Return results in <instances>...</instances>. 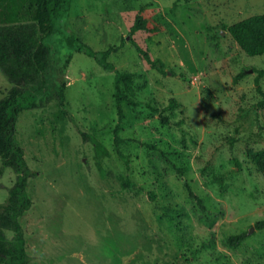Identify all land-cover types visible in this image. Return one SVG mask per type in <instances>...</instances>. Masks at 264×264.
<instances>
[{
    "label": "rangeland",
    "instance_id": "1",
    "mask_svg": "<svg viewBox=\"0 0 264 264\" xmlns=\"http://www.w3.org/2000/svg\"><path fill=\"white\" fill-rule=\"evenodd\" d=\"M139 14L150 30L131 36ZM263 14L264 0H73L63 28L98 53L117 48L115 70L76 52L67 107L55 100L19 115L16 138L36 173L20 218L28 264H264L254 159L264 149V54H248L229 31ZM118 72L133 75L126 93L140 103L124 101L122 120ZM11 87L0 68V101ZM16 180L5 168L0 203Z\"/></svg>",
    "mask_w": 264,
    "mask_h": 264
},
{
    "label": "trees",
    "instance_id": "2",
    "mask_svg": "<svg viewBox=\"0 0 264 264\" xmlns=\"http://www.w3.org/2000/svg\"><path fill=\"white\" fill-rule=\"evenodd\" d=\"M72 2L73 0H0V68L12 84L9 92L0 101V175L7 167L17 174V180L9 189L7 200L0 203V264H28L30 261L25 230L20 218L33 206L28 182L36 173L28 165L25 150L16 138L20 113L47 107L55 100L63 108L67 107L66 76L76 52L96 57L104 68L115 70L109 57L117 48L110 47L98 53L63 28L70 17ZM26 19L30 21L26 22ZM140 30H150L146 18L141 14L136 17L131 36ZM229 31L248 54H264V14L237 22L229 27ZM132 41L153 68L166 72L162 60H154L149 50L143 49L135 40ZM60 48L65 52L61 62H57L54 55H57ZM258 73L259 85L264 69ZM132 76L131 73H117L116 102L121 120L124 117V101L140 105L126 93L133 80ZM241 77L239 75L236 81ZM122 83L126 86L124 89ZM117 154L130 171V158L120 150L118 142ZM254 159L264 176V149L258 151ZM125 186L131 189L140 188L130 179H127ZM9 232L14 233L13 238L8 237ZM246 236L245 233L232 236L230 242L240 244Z\"/></svg>",
    "mask_w": 264,
    "mask_h": 264
}]
</instances>
